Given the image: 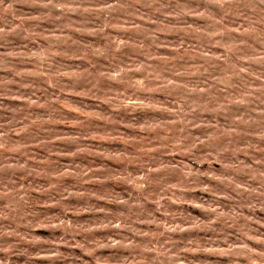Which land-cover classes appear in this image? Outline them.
<instances>
[{"label": "clouds", "instance_id": "clouds-1", "mask_svg": "<svg viewBox=\"0 0 264 264\" xmlns=\"http://www.w3.org/2000/svg\"><path fill=\"white\" fill-rule=\"evenodd\" d=\"M0 73V264H264V0H0Z\"/></svg>", "mask_w": 264, "mask_h": 264}, {"label": "rangeland", "instance_id": "rangeland-1", "mask_svg": "<svg viewBox=\"0 0 264 264\" xmlns=\"http://www.w3.org/2000/svg\"><path fill=\"white\" fill-rule=\"evenodd\" d=\"M82 39H85V40H88L90 38H82ZM76 63H80V64H84L85 62L84 61H77ZM11 73H0V76H8V77H11ZM13 89L16 90V86L13 85ZM77 102H80V99L79 97H75L74 98ZM87 103H89L90 105L92 106H95L96 105V101H86ZM0 103H3L9 107H23L22 103L20 101H12V100H5V101H2ZM10 116V113L8 112H0V117H9ZM97 123H103L102 121L101 122H97ZM68 125L66 124H60L58 125V128L61 130V131H64L66 129H68ZM121 128V131H125L123 129V126L120 125L119 126ZM129 132V134H131L130 130H127ZM95 143L96 142H93V146H95ZM40 153V150H37V154L39 155ZM54 159H58L59 162L61 164L63 163H66L68 161H70L71 159H75V160H83V161H86L88 162L89 164L91 165H94L95 163H97L99 161V157H94V156H78V157H75V158H70V157H59V158H54ZM205 168L208 167V165H205L204 166ZM213 168H219V165H213L212 166ZM109 171L111 169H108ZM94 175H99V176H102L103 173H93ZM30 182V180H18L17 183L18 184H25L27 185L28 183ZM85 188L89 189L90 191H97L99 193V191L102 189V185H99V184H90V185H86L84 186ZM87 197H85L86 199ZM97 206H100V207H104L106 209H109V210H114L117 206L114 205V204H108V203H105L104 201H97ZM45 211H48V212H59L60 209L59 208H54V209H47ZM91 215V214H90ZM99 216H103L104 214L103 213H100V214H97ZM39 235H43V236H48L49 233L47 232H40L38 233ZM97 235H101L99 233H97ZM76 256H79V257H82L83 260H90L91 258L89 257H84L83 256V253L79 252V250H76ZM96 255H99L103 258H107L108 261L110 262H116L120 259L122 253L120 252H117V251H109V250H103V251H100V252H97ZM16 260H20L22 259V257H16L14 258ZM71 259V258H69ZM63 264H67V261H64ZM79 264H82V262H79Z\"/></svg>", "mask_w": 264, "mask_h": 264}]
</instances>
